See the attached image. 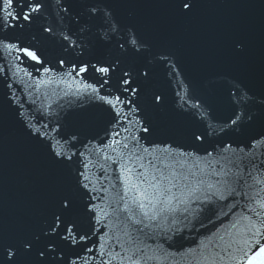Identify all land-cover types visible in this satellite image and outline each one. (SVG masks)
<instances>
[{
	"label": "snow or ice",
	"instance_id": "snow-or-ice-1",
	"mask_svg": "<svg viewBox=\"0 0 264 264\" xmlns=\"http://www.w3.org/2000/svg\"><path fill=\"white\" fill-rule=\"evenodd\" d=\"M178 6L187 12L193 3L178 0ZM44 7L42 0H0V50L17 53V61L33 62L35 73L17 64L29 80L19 77L8 82L12 77L6 75V69L11 71L12 65H0L4 95L31 137L45 142L58 162L77 165L80 199L75 194L62 199L60 212L54 214L46 234L50 243L58 239L68 251L57 243L51 248L47 245L52 253L40 251L39 256L49 264H264V132L247 145L214 144L211 150L199 146L206 141L207 132L194 133L195 143L187 147L176 141L153 140L155 126H146L137 107L143 85L134 88L136 81L129 71L113 79L119 67L115 62L78 60L66 67L64 59L57 61V71L45 66L42 53L38 55L18 37L7 35L22 29L23 22L31 23ZM101 11L91 9L94 14ZM110 17V12L104 13L102 28L119 31ZM63 39L72 48L82 47L71 36ZM126 43L139 51L141 41L135 32L128 33ZM161 59L177 71L169 57ZM14 84L21 89L19 95ZM57 89L63 95L45 104L44 100L57 95ZM69 96L73 97L66 102L69 105L104 109L107 118L102 135L82 138L62 131L63 101ZM177 96L183 110L202 122L209 120L199 101L192 103L187 94L179 92ZM161 99L155 96L156 102ZM243 115L237 113L229 124L238 125ZM206 127L213 125L206 123ZM246 233L251 236L236 239ZM234 244L242 245L236 249L239 256L233 254ZM34 247L31 241L20 247L9 244L0 250V264H15L22 250Z\"/></svg>",
	"mask_w": 264,
	"mask_h": 264
},
{
	"label": "water",
	"instance_id": "water-1",
	"mask_svg": "<svg viewBox=\"0 0 264 264\" xmlns=\"http://www.w3.org/2000/svg\"><path fill=\"white\" fill-rule=\"evenodd\" d=\"M42 2L45 7L36 19L31 23L23 22L22 29H13L7 35L18 37L25 47L37 50L38 55L42 53L45 66L55 67L57 71L60 59L66 61V67L78 60L115 62L119 67L113 79L129 71L136 81L133 87L143 85L137 107L142 111L140 118L146 126H155L153 140L176 141L187 147L195 143L194 133L207 132L206 141L199 146L211 150L214 144L247 145L258 133L264 132V0H189L193 7L187 12L179 8L178 0ZM93 7L102 11L94 14ZM65 8L67 12L63 11ZM106 12L111 13L112 25L119 26V31L107 32L106 27L102 28ZM46 27L53 31L45 32ZM129 32H135L141 41L139 51L126 43ZM63 36H71L82 47L68 46ZM17 55L0 50V65H12L11 71L6 69V75L12 77L8 82L19 77L29 80L18 71L17 64L35 75L33 62L17 61L14 59ZM165 56L170 58L176 72L161 59ZM145 72L147 76L143 75ZM89 82L95 83L90 78ZM14 90L18 95L21 92L15 84ZM4 91L0 83L3 118L0 250L9 244L20 247L31 241L35 247L26 252L22 250L15 257V264H49L39 256L40 251H46V255L52 253L49 248L57 243L68 251L58 239L53 238L50 243L46 234L54 214L60 212L62 199L71 194L80 199L77 165L58 162L45 142L28 134ZM177 92L187 94L192 103L199 101L207 110L209 120L202 122L191 111L183 110ZM62 95L57 89V95L44 103H51ZM156 95L162 97L159 102L155 101ZM72 99L69 96L63 101L62 131L75 132L82 138L102 135L107 118L104 109L66 103ZM241 112L244 113L241 122L230 125V118ZM40 118L37 113L36 119ZM206 123H211L213 128H207ZM250 236L251 233H246L236 239ZM240 247V244L233 245L234 255H240L236 251ZM227 264H235V261H227Z\"/></svg>",
	"mask_w": 264,
	"mask_h": 264
}]
</instances>
